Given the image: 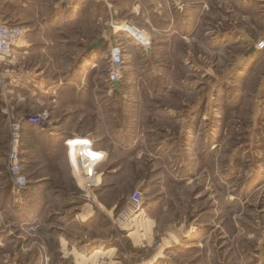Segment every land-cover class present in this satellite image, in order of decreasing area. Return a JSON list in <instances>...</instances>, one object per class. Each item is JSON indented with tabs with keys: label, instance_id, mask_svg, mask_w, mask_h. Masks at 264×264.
Returning a JSON list of instances; mask_svg holds the SVG:
<instances>
[{
	"label": "rangeland",
	"instance_id": "rangeland-1",
	"mask_svg": "<svg viewBox=\"0 0 264 264\" xmlns=\"http://www.w3.org/2000/svg\"><path fill=\"white\" fill-rule=\"evenodd\" d=\"M0 21L21 29L0 264H264V0H0Z\"/></svg>",
	"mask_w": 264,
	"mask_h": 264
},
{
	"label": "built area",
	"instance_id": "built-area-1",
	"mask_svg": "<svg viewBox=\"0 0 264 264\" xmlns=\"http://www.w3.org/2000/svg\"><path fill=\"white\" fill-rule=\"evenodd\" d=\"M110 26H112L113 28H116V27H114V24L112 22L110 23ZM117 29L118 28H116L115 30H117ZM123 31H125V30H123ZM140 31H142V30H140ZM114 32H116V31H114ZM129 34L133 38H135L131 33H129ZM20 38H21V29L19 28V26L7 24L6 22L0 21V57H4V56L9 55L10 52L12 51L13 47L19 42ZM135 40H137V42L140 43L141 46L145 50L147 48H149V46H150V38L149 37H147L143 41H140L137 38H135ZM108 55H109L108 56V58H109L108 80L111 84V87L113 89H115V87L113 85V81H118L120 83L121 77H122V67L121 66H122L123 59H122L121 46L115 42L113 44H111V46L109 48ZM15 131H16L15 132V136H16L15 138L17 139L18 138V131H17V129H15ZM15 141H17V140H15ZM88 143H89L88 145H84V146H88V147L92 148V142L89 140ZM76 154L78 156L77 158H78L80 164H81V160L82 161L83 160L88 161L86 158H84L82 156V154H83L82 149L80 151H77ZM90 160H92V159H90ZM92 162H94V161L93 160L91 161V165H92ZM10 171H11V175H12V178H13L15 183H21L23 181V177L20 175V170H19V166H18V163L16 160L15 152H12V158L10 160ZM91 171H92V169H91ZM76 172H78V171H76ZM83 172L86 173V170H84ZM132 200L136 203L140 202L139 191L133 192ZM137 205H139V204H137Z\"/></svg>",
	"mask_w": 264,
	"mask_h": 264
},
{
	"label": "water",
	"instance_id": "water-1",
	"mask_svg": "<svg viewBox=\"0 0 264 264\" xmlns=\"http://www.w3.org/2000/svg\"><path fill=\"white\" fill-rule=\"evenodd\" d=\"M104 42V39L103 38H100L96 43H94L92 45V47H98L100 46L102 43ZM150 50V47L148 48V51ZM113 85L115 87V89H119V82L118 81H113Z\"/></svg>",
	"mask_w": 264,
	"mask_h": 264
},
{
	"label": "crops",
	"instance_id": "crops-1",
	"mask_svg": "<svg viewBox=\"0 0 264 264\" xmlns=\"http://www.w3.org/2000/svg\"><path fill=\"white\" fill-rule=\"evenodd\" d=\"M113 34H110L106 39H108L109 41L107 42V49H106V52H107V54H108V52H109V48H110V46H111V42L113 41ZM116 40V39H115ZM106 54V55H107ZM69 139H71V138H69ZM68 140V139H67ZM67 140H66V145L67 144H70V145H72V142L73 141H71V142H67ZM70 158V157H69ZM97 249V248H96ZM92 254H94V253H92Z\"/></svg>",
	"mask_w": 264,
	"mask_h": 264
},
{
	"label": "bare ground",
	"instance_id": "bare-ground-1",
	"mask_svg": "<svg viewBox=\"0 0 264 264\" xmlns=\"http://www.w3.org/2000/svg\"><path fill=\"white\" fill-rule=\"evenodd\" d=\"M125 24H129V23L125 22ZM132 31H133V29L131 28V30H130L131 34H133ZM133 36H134V35H133ZM76 151H77V150H76ZM76 151H74V162H76V164H77V162H78V161H77V157H78V156H77V154H76V153H77ZM87 158H88V157H87ZM88 159H91V158L89 157Z\"/></svg>",
	"mask_w": 264,
	"mask_h": 264
},
{
	"label": "trees",
	"instance_id": "trees-1",
	"mask_svg": "<svg viewBox=\"0 0 264 264\" xmlns=\"http://www.w3.org/2000/svg\"><path fill=\"white\" fill-rule=\"evenodd\" d=\"M120 87V86H119Z\"/></svg>",
	"mask_w": 264,
	"mask_h": 264
}]
</instances>
